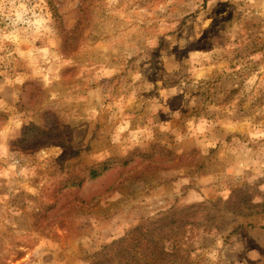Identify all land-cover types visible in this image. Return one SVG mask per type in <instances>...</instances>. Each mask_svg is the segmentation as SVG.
<instances>
[{
    "label": "rangeland",
    "instance_id": "rangeland-1",
    "mask_svg": "<svg viewBox=\"0 0 264 264\" xmlns=\"http://www.w3.org/2000/svg\"><path fill=\"white\" fill-rule=\"evenodd\" d=\"M163 217L174 264H264V0H0V264Z\"/></svg>",
    "mask_w": 264,
    "mask_h": 264
},
{
    "label": "trees",
    "instance_id": "trees-1",
    "mask_svg": "<svg viewBox=\"0 0 264 264\" xmlns=\"http://www.w3.org/2000/svg\"><path fill=\"white\" fill-rule=\"evenodd\" d=\"M104 165L105 163H102L92 168L91 177H98L99 168ZM252 207L258 208L259 205ZM184 222V220H172L168 217L146 222L101 248L93 255L89 264H174L173 255L168 253L162 245V238L176 226H182Z\"/></svg>",
    "mask_w": 264,
    "mask_h": 264
}]
</instances>
